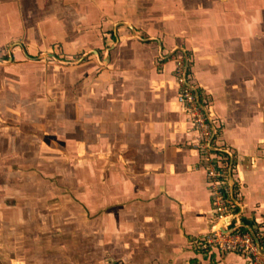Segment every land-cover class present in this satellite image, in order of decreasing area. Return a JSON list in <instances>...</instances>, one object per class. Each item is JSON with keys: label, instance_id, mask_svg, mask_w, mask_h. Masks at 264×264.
<instances>
[{"label": "crops", "instance_id": "1", "mask_svg": "<svg viewBox=\"0 0 264 264\" xmlns=\"http://www.w3.org/2000/svg\"><path fill=\"white\" fill-rule=\"evenodd\" d=\"M59 53L90 55L47 63ZM187 54L258 230L264 0H0V264H247L207 245L208 157L175 79Z\"/></svg>", "mask_w": 264, "mask_h": 264}, {"label": "built area", "instance_id": "2", "mask_svg": "<svg viewBox=\"0 0 264 264\" xmlns=\"http://www.w3.org/2000/svg\"><path fill=\"white\" fill-rule=\"evenodd\" d=\"M175 79L178 102L192 129L201 138L197 147L208 157L213 222L207 245L222 253L241 254L247 264H264V222L258 230L243 223V207L235 190L234 155L214 142L220 128L210 116L207 102L192 80L187 56L177 61Z\"/></svg>", "mask_w": 264, "mask_h": 264}, {"label": "rangeland", "instance_id": "3", "mask_svg": "<svg viewBox=\"0 0 264 264\" xmlns=\"http://www.w3.org/2000/svg\"><path fill=\"white\" fill-rule=\"evenodd\" d=\"M118 23H120V22H118ZM128 23V22H127ZM131 23V22H130ZM110 36V35H109ZM140 38H143L142 37V35H140ZM90 54L89 53H86V54H82V55H80L81 57H73V56H70V57H67V56H65V55H63V53H59V54H55V59L54 58H50V59H47L46 57H45V59L48 61L47 63H59V64H63V65H70V64H82L84 61H85V59L89 56ZM187 56V59L189 60V62H190V57H189V55L187 54L186 55ZM1 60V59H0ZM38 60H39V58H38ZM40 60H42V59H40ZM39 60V61H40ZM1 63V62H0ZM46 63V62H45ZM203 96H204V101H206L207 102V108L208 109H210L209 107L211 106L210 105V102H211V96L210 95H207V94H203ZM208 102H209V104H208ZM187 117V116H186ZM188 122L190 123V121L188 120ZM191 125V124H190Z\"/></svg>", "mask_w": 264, "mask_h": 264}]
</instances>
